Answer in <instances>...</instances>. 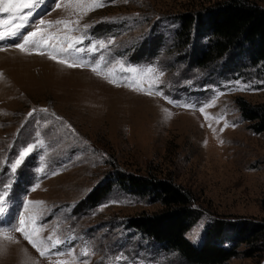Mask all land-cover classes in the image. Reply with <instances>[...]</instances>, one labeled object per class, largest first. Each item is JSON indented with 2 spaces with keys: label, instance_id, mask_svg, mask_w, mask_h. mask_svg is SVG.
Wrapping results in <instances>:
<instances>
[{
  "label": "rangeland",
  "instance_id": "1",
  "mask_svg": "<svg viewBox=\"0 0 264 264\" xmlns=\"http://www.w3.org/2000/svg\"><path fill=\"white\" fill-rule=\"evenodd\" d=\"M248 1L264 8V0ZM98 2L103 6L82 11L75 0H33L15 14L17 35L0 40V264H187L129 227L163 209L150 197L116 186L86 209L95 189L118 172L170 180L191 193L199 217H190L186 238L198 248L217 221L257 226L252 243L224 264H264V132L241 111L242 103L264 108L263 70L229 69L228 58L192 68V47L181 54L176 47L180 17L219 0ZM10 15L0 13V20ZM58 20L83 37L75 47L84 51H58L54 61L46 46L16 47L32 31L45 39L65 35ZM145 48L151 52L139 60ZM60 59L82 66L71 72ZM22 217L48 254L14 230ZM49 237L61 241L57 248ZM230 240L219 244L231 248Z\"/></svg>",
  "mask_w": 264,
  "mask_h": 264
},
{
  "label": "trees",
  "instance_id": "2",
  "mask_svg": "<svg viewBox=\"0 0 264 264\" xmlns=\"http://www.w3.org/2000/svg\"><path fill=\"white\" fill-rule=\"evenodd\" d=\"M176 39L180 54L192 47L191 53L187 52L192 68H205L228 58L225 65L229 69L258 68L264 74V8L248 0H219L205 11L184 14L180 17ZM204 40L206 44L201 43ZM150 52L151 48L143 49L139 60L148 57ZM241 111L245 120L255 123V131L264 132L263 107L242 103ZM116 186L131 194L150 197L152 202L163 206L157 214L133 218L128 222L129 227L147 235L163 249L177 252L187 264H224L240 254L241 244L252 243L258 231L257 226L248 223L241 226L217 221L208 230L203 246L198 248L186 238L192 224L190 217H199L191 193L170 180L139 178L122 172L114 173L95 189L85 202L86 209L98 206ZM227 228L232 229V234L226 235ZM223 239H231L233 246H221L219 241ZM252 253L249 251L246 255Z\"/></svg>",
  "mask_w": 264,
  "mask_h": 264
},
{
  "label": "snow or ice",
  "instance_id": "3",
  "mask_svg": "<svg viewBox=\"0 0 264 264\" xmlns=\"http://www.w3.org/2000/svg\"><path fill=\"white\" fill-rule=\"evenodd\" d=\"M73 0H69V3H72ZM75 3L78 7L81 8V10H94L97 7L103 6L101 3L98 2V0H92L91 4H85L84 0H75ZM34 6L33 0H0V13H12L13 15H10L9 18L0 20V40H3L6 38V36H15L17 35V30L21 27L19 24H13V21L16 19V13H19L21 9L26 8H32ZM57 7H60L59 4H57ZM40 23L43 25L45 21L41 20ZM51 23V22H49ZM69 21H55V24L60 25L63 24L66 29V33L63 36H52L49 35L47 39H45L43 36H40L38 31H32L29 32L27 35L23 37V41L16 45L21 51H26V46L29 44H33L36 47L40 46H46L51 49V51L48 53L50 59H57V55L54 53H57L58 51L60 53H67L70 50H75L77 52H82L84 49L75 47L78 44L83 43V37H72L69 33L72 31H75L76 29L70 28ZM78 23V21L76 22ZM87 27V26H85ZM39 37V39H37ZM56 41L57 43H49V41ZM100 47H103V42L100 43ZM96 46H93V50ZM43 54V53H40ZM57 62L62 64H67L68 67H75V66H82L81 64H73L68 63L67 60L60 59ZM99 65L94 66L92 70L95 72L97 71ZM131 72H136V68L129 69ZM148 72L153 71V69L149 68L147 69ZM200 111L203 112L204 108L201 107ZM31 116L32 113H29ZM32 149L28 148L23 155H27L28 152H30ZM21 160H17L16 163L13 165V169L17 165H19ZM5 211V205L4 201L0 199V214H2ZM19 227L14 229L15 231H19L23 234L24 238L32 245V247L36 248L38 252H40L41 256H44L50 252L49 248L43 247L44 241H40L38 239H34L33 237L38 234V229H33L31 232L26 230L25 227V220L22 217L19 221ZM49 242H52V237L48 238ZM61 241L59 239L55 240L51 243L52 248H57ZM71 255V252L68 253ZM87 255V252L84 253ZM57 256H64V252H56ZM56 264H67V261L64 260H58Z\"/></svg>",
  "mask_w": 264,
  "mask_h": 264
},
{
  "label": "bare ground",
  "instance_id": "4",
  "mask_svg": "<svg viewBox=\"0 0 264 264\" xmlns=\"http://www.w3.org/2000/svg\"><path fill=\"white\" fill-rule=\"evenodd\" d=\"M10 54H11V53H10ZM39 57H41V56H39ZM54 61H55V60H54ZM58 63H59V62H58ZM59 64H61L62 66H65V64H62V63H59ZM52 65H53V64H52ZM66 65H67V64H66ZM62 66H61V67H62ZM50 68H51V67H50ZM64 68H66V67H64ZM52 69H53V68H52ZM67 69H68V68H67ZM67 69H66V70H67ZM56 70H57V69H56ZM64 70H65V69H64ZM68 70L71 71V72H74V70H77V68H75V67L70 68V67H69ZM82 71H84L85 73H82V72H81V74H80L81 77L86 78L87 76H89L88 73H86L87 71H85V70H82ZM71 72H70V73H71Z\"/></svg>",
  "mask_w": 264,
  "mask_h": 264
}]
</instances>
